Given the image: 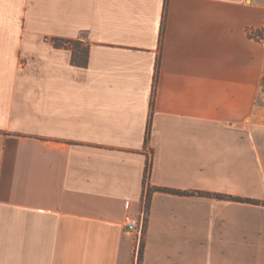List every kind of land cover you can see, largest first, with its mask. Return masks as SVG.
<instances>
[{
  "label": "crops",
  "instance_id": "obj_1",
  "mask_svg": "<svg viewBox=\"0 0 264 264\" xmlns=\"http://www.w3.org/2000/svg\"><path fill=\"white\" fill-rule=\"evenodd\" d=\"M263 24L264 0H0V264H264ZM148 162L183 194L146 209Z\"/></svg>",
  "mask_w": 264,
  "mask_h": 264
},
{
  "label": "trees",
  "instance_id": "obj_2",
  "mask_svg": "<svg viewBox=\"0 0 264 264\" xmlns=\"http://www.w3.org/2000/svg\"><path fill=\"white\" fill-rule=\"evenodd\" d=\"M247 36L253 40L260 41L264 40V27H261L259 29L255 30H250L247 31ZM50 42L55 46V47H66L72 49V61L78 66H85L87 62V49L86 47L83 46L82 42L80 41H69V40H62V39H56L52 38ZM152 105V101H151ZM150 122L151 119L149 118L148 124H147V129L145 133V147H147L148 144V139L150 135ZM150 170H151V163L148 162L145 168V175H144V185L146 189V209L148 208L149 201H150V196L153 191H164L168 193H174V194H183L181 192L173 191V190H166V189H157V188H151L148 185V179L150 176ZM207 196H211L209 194H205ZM213 197L217 199H230L236 202H241V203H252V204H257L259 205L260 202L254 201V200H249V199H242V198H233V197H225L222 195H213ZM142 243L140 244L139 250H138V261L141 260L142 257Z\"/></svg>",
  "mask_w": 264,
  "mask_h": 264
},
{
  "label": "built area",
  "instance_id": "obj_3",
  "mask_svg": "<svg viewBox=\"0 0 264 264\" xmlns=\"http://www.w3.org/2000/svg\"><path fill=\"white\" fill-rule=\"evenodd\" d=\"M145 214L139 215L137 217H129L127 219V223H126V230L129 233H133L136 235L137 237V247L139 249L140 244H141V240L143 237V233H144V229H145ZM137 249V251H138ZM135 264H136V260H135Z\"/></svg>",
  "mask_w": 264,
  "mask_h": 264
},
{
  "label": "rangeland",
  "instance_id": "obj_4",
  "mask_svg": "<svg viewBox=\"0 0 264 264\" xmlns=\"http://www.w3.org/2000/svg\"><path fill=\"white\" fill-rule=\"evenodd\" d=\"M262 27H264V24H263ZM255 41H256V40H255ZM258 42L264 44V40H260V41H258ZM261 87H262V92H264V66H263V76H262V78H261ZM263 96H264V95H263ZM258 113L264 114V98L262 99L261 102H257V103L255 104V111H254V115H255L254 119H255V120H258V117H257V114H258ZM254 119H253V120H254ZM146 192H147V191H146ZM141 241H142V240H141Z\"/></svg>",
  "mask_w": 264,
  "mask_h": 264
}]
</instances>
